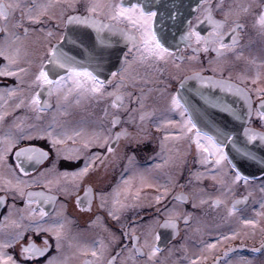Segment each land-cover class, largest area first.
I'll list each match as a JSON object with an SVG mask.
<instances>
[{"label": "snow or ice", "instance_id": "1", "mask_svg": "<svg viewBox=\"0 0 264 264\" xmlns=\"http://www.w3.org/2000/svg\"><path fill=\"white\" fill-rule=\"evenodd\" d=\"M184 7L185 0H0V57L5 61L0 66V76L15 77L17 81L14 87L0 89V101H4V104H0V122L7 115L3 107L12 98L18 101L16 108L27 107L35 114L36 121L41 120V113L51 110L49 100H42L40 91L25 95V85L30 90H43L49 98L56 101V113L48 124L38 126L21 120L19 123L14 122L0 134V167L7 169V174L0 173V191L12 194L14 200L22 198L24 204L22 208L15 203L8 205V212L0 222V264H28L29 261H38L46 256L52 247L49 239L45 237L42 244L37 245L33 237L28 235L29 232L36 235L47 233L55 241L56 255L48 256L44 264H70L71 258L76 255L86 257L82 264H156L157 255L161 252V234L157 229H171L172 237L175 238L179 233V222L183 220L187 226L192 213L179 211L176 207L166 209L163 220H153L142 237L136 234L134 224L131 232L128 225L120 224L123 239L130 241L131 246L121 244L119 248H114L121 237L113 232H109L107 241L100 239L89 246L81 243L76 236L69 235L63 217L64 206L57 209L56 196L51 194L53 187L68 194L69 189L65 186L68 182L73 187H79V183L89 175L100 159V153H93L91 156L86 154L93 146L106 148V155H114L122 139L129 144L140 142L138 134L130 133L126 127L114 130L121 124H134L140 128L151 120L158 111L146 103L148 94L153 91L165 96V114L179 115V120L164 115L156 124L157 131H165L161 151H165L170 139L186 140L189 147L194 144L196 162L201 165L202 171L194 172L192 176L197 182L209 179L214 187V192H206L201 187L194 188L190 195L177 193L174 199L182 204L191 198L193 208L209 205L212 209H219L223 206L222 223L230 225L236 221V226L229 228L227 233L216 230L214 242L202 239L199 242L202 245L201 255L196 256V259H185H189V264H198L207 260L204 253L211 254L221 243L230 240L239 239L241 244L238 247H247L244 241L254 239L257 233L262 236L259 247L253 246L250 251L264 253V156L259 159L257 157V151L264 152V71L260 70L264 68V60L257 65L254 75L238 74L236 80L239 82L233 80L231 71L227 77L223 75L233 63L228 59L229 56L236 61L243 59L248 64H256L255 58L244 56L241 40L249 27L264 39V0H259L258 3L233 0L227 7L224 0H216L215 6L213 0H197L194 8L188 5L189 11H183ZM17 12L20 13L19 19L15 18ZM217 12L222 18H216ZM52 20H56L66 30L60 33L55 44L50 43L55 35L50 29L45 31L43 27L37 29L28 26ZM205 24L207 29L202 27ZM69 29L76 32L92 29L95 32L96 38L89 40L84 59H78L77 55L65 51L62 42ZM104 33L121 37L128 51L124 53L120 67L102 78L105 72V49L99 45L105 43ZM41 38L45 50L39 56V63H35L32 58L35 54L34 46L41 43ZM188 52L191 55H185ZM210 52L215 53L208 60L213 75L204 76L202 73L205 69H197L195 65L200 62L201 53L207 57ZM130 55L131 59H128ZM185 61L191 68V75L180 80L181 88L186 80L197 81L196 94L205 104L222 107V110L240 121L243 125L242 133L234 134L211 122L202 125V108L183 96L181 88L173 93H167V86L148 88L147 92L144 90L148 84L163 82L150 73L139 72L138 68L162 72L160 65H171L180 70ZM34 64L35 71L32 70ZM29 77L30 79H26ZM138 85V92L129 91L136 89ZM205 89H219L221 93L230 94L236 98V104L241 105L242 102V106L221 105ZM93 101L106 102L101 119L110 117L108 127L101 125L99 129L89 131L84 127L83 121L74 125L70 121L57 119V114L68 115L67 108L72 103L76 107H82L86 102ZM133 104L138 107H131ZM125 114L126 119L122 118ZM254 120L259 121L258 128L252 127ZM169 129L176 131L173 133ZM45 138L58 157L63 154L65 159L71 161L79 160L83 155V166L71 173H57L52 178L46 175L52 169H46L39 172L38 176L24 179L23 177L28 176L25 164L42 165L49 158V153L31 144L21 147V142ZM69 141L72 144L79 141L81 147H66ZM229 145L232 151L228 150ZM13 152L16 161L14 167L7 162L9 154ZM238 159L258 163L260 175L245 174L237 163ZM164 163L167 164L168 160H164ZM16 169L22 175H18ZM133 179L134 177L122 179L123 188L117 185L111 193L99 194L101 207L111 197L108 215L118 224L121 213L133 206L127 202L129 197L134 201L139 199V191L132 193ZM139 180L142 186H154L147 184L144 175H140ZM40 183L49 189L48 193L29 190ZM241 184L247 195L235 198L236 190ZM256 189L261 193L258 199L254 196ZM167 192L165 187L163 194L155 197L156 202L159 203ZM90 193L91 189L85 188V196H90ZM4 200V197H0V204ZM249 200L253 205H259L258 208H253L254 216L251 218L244 215ZM49 203L53 206L52 213L42 206ZM76 203L81 211H91L90 199L87 208L79 196ZM240 205L245 207L241 208ZM195 231L201 234L207 231L209 235L213 233V229L207 224L198 226ZM26 236L27 241L24 242ZM17 245L19 259L8 251ZM65 246L74 251L70 255L65 253ZM181 248L184 246L181 245ZM234 251L231 246L226 248L225 257ZM240 260L242 264H257L258 258L241 257ZM219 261L220 257L217 256V264ZM228 264L234 262L228 261ZM258 264H264V259H259Z\"/></svg>", "mask_w": 264, "mask_h": 264}, {"label": "flooded vegetation", "instance_id": "2", "mask_svg": "<svg viewBox=\"0 0 264 264\" xmlns=\"http://www.w3.org/2000/svg\"><path fill=\"white\" fill-rule=\"evenodd\" d=\"M30 2V0H29ZM233 0H224L225 7H227ZM242 2H252L258 3L259 0H242ZM197 0H185V7L183 11H189L188 5L195 7ZM216 0H213V6H215ZM82 11V6L81 9ZM57 15H59V9L56 10ZM16 19L20 18V13L17 12ZM216 18L220 19L221 14L217 12ZM251 20V17H249ZM29 27L41 28L43 27L45 31L51 30L55 33L54 37L51 38L50 43L55 44L59 38L60 33L65 32L63 25H59L56 20L46 22L40 25H28ZM207 29V25L202 26ZM70 30V29H69ZM68 30V31H69ZM22 31V30H21ZM67 31V32H68ZM72 31V30H71ZM76 33V31H72ZM80 36H87L89 40H95L96 34L92 29H83L79 32ZM77 34V33H76ZM106 38L103 45L105 50L103 52V57L105 61V72L102 78L110 75L111 71H115L120 67L121 59L124 57V53L128 51L125 44L122 42L121 37L118 35H112L111 33H104ZM241 47L246 58H255L256 64H248L246 60L236 61L234 57L229 56V60L233 61L232 65L229 67L228 71L224 72V76L227 77L229 71L232 73L233 80H236L238 74L246 73L248 75H254L257 70V65L264 60V39L256 34L250 27L243 33V38L241 40ZM68 48L65 50L67 51ZM43 38H41V43L34 46L33 60L35 63H39V56L44 51ZM69 50V49H68ZM81 51H84L81 49ZM88 51V48L86 52ZM185 55H191L190 52L185 53ZM215 56V53L210 52L207 57L203 53L200 55V62L195 65L198 69L203 67L205 71L202 73L204 76H212L211 66L208 64V60ZM131 59V55L128 57ZM5 63L2 57H0V66ZM163 69L162 72L149 70L146 68H138L137 70L141 73H150L154 78L162 81L159 84H148L145 86L144 90L147 92L148 88H165L167 86V93L176 92L177 88H181L180 80L184 79L185 76L191 75V68L187 61L182 65L180 70L175 69L171 65L165 66L160 65ZM33 71H35V64L33 65ZM264 71V68L260 69ZM219 76V73L216 74ZM26 79H30L26 78ZM17 81L15 77H3L0 76V88L14 87ZM243 86V85H241ZM198 87L197 81L189 79L185 81L184 86L181 88V94L192 100L193 104L197 107L202 108L203 116L200 118V122L203 125L205 122H211L217 127L230 131L232 133L242 132L243 125L240 121L234 119V117L227 111L222 110V107H213L204 103V101L196 94L195 90ZM111 90V88H109ZM35 91L41 92L42 100H49L50 109L45 113H41V120H35V114L30 111L27 107L16 108L15 105L18 101L15 98L8 100L7 109L3 110L7 113L4 120L0 122V134L6 131L14 122L19 123L23 120L25 123H36L38 126H44L48 124L53 114L56 113V101L54 98H49L43 90L39 89H28L25 85V95L29 93H34ZM129 91L138 92L139 85L136 89H129ZM207 93H210L213 100H217L221 105L230 104L233 107H241V105L236 104V98L227 93H221L219 89H205ZM7 100V97L5 98ZM106 102L96 103L95 101L91 103H85L82 107H76L74 103L67 108L68 115L62 116L57 114V119L67 120L72 122L74 125L77 122L83 121L84 127L91 131L92 129H99L101 125L108 127V120L101 119L104 116L103 109ZM147 105L149 107H155L158 109L156 115L137 128L134 124H121L114 131H119L121 127H126L128 131L134 135L140 137L139 143L129 144L125 140H121L117 151L114 155H106V148L101 149L99 147L93 146L88 149L86 154L91 156L93 153H100V159L96 161V166L90 170L89 175L79 183V187H73L71 182H68L65 186L69 189L68 194L57 191L53 187L51 194L56 196V208L60 209L61 205L63 208V217L65 222L66 230L70 236H76L81 243L92 245L96 236L107 241L109 232L116 233L121 237L120 242L114 246V248H119L121 244L130 245V241L123 239V231L120 228V224L128 225L129 232H131V226L134 224L136 226V234L142 237V234L148 229L153 220L159 219L163 220L166 209H172L176 207L177 210L183 211L185 213H192V219L186 226L181 220L179 222V233L173 238L171 229H157L161 234V239L159 241V246L161 252L158 253L156 264H189V257L192 260L196 259V256L201 255L200 248L202 245L199 243L202 239L212 243L215 241V231L218 230L223 233H227L229 228L236 226V221L234 220L232 224L225 225L221 221V217L224 215V208L221 206L219 209H212L209 205H204L203 207L193 208L192 200L189 198L184 203L177 202L174 197L177 193H187L191 194L194 188H204L206 192H214L213 182L209 179H204L202 182H197L192 173L197 171H202L201 165L196 162L195 156V145L189 147V142L186 140H172L167 142V148L164 152L161 151V141L165 135L164 129L157 131L156 124L159 120L167 115L170 119L179 120V115L175 113H164L163 109L165 107V96H162L159 92L153 91L148 94ZM131 107H138V105L133 104ZM126 119V114L122 117ZM252 127H259V121L254 120ZM142 129V131H141ZM236 129V130H233ZM171 132H175V129H169ZM34 145L40 149H43L49 153V158L45 160L42 165L31 166L25 164L28 176L23 177L24 179H31L32 177L38 176L39 172L45 171L46 169H52L51 172L46 173L49 178L54 177L60 172H73L78 168L82 167L84 164L83 155L79 160H67L64 155L61 154L59 157L57 153L52 149L49 141L45 139H33L30 141L21 142L20 146L24 147L27 145ZM258 144V142H257ZM127 145V146H126ZM230 146V145H229ZM66 147L79 148L81 147L80 142L72 144L71 141L68 142ZM126 149L132 150L134 152V158L127 160L124 157ZM264 156V152H259L258 159ZM164 160H168L165 164ZM103 161V162H101ZM241 161V160H237ZM8 164L15 165V153H10L8 156ZM160 165V167H156ZM260 165L255 162H247V171L245 174H255L260 175L259 171ZM18 175H22L19 169L15 170ZM149 178L152 177L154 181L147 182L148 185L154 186H142L141 182H137V178L132 180V193L139 191V199L132 200L129 197L127 201L130 205L124 212L121 213V219L119 224L117 221L113 220L109 215L108 211L111 208V197H108L107 202L104 207H101V200L99 194L101 193H111L113 188L120 185L121 188L124 185L121 183L122 179H128L129 177L140 176L142 172ZM0 173L7 174V169L0 167ZM191 181V183H189ZM136 185V186H135ZM168 189L167 194L164 198L157 203L155 197L157 195L163 194L164 188ZM85 188H90V196H85ZM136 188V189H134ZM30 191L34 192H45L48 193L49 189L46 188L43 183L36 184L32 186ZM242 195H247L243 185L236 190L235 198H239ZM79 196L83 202L85 208L88 206L89 199L91 200V211H81L77 207L76 198ZM255 198H259L261 193L256 189L254 193ZM0 197H4V203L0 204V222L3 221V217L8 212V205L15 203L17 207H23V199L16 198L13 199L12 194L0 191ZM198 202V201H197ZM45 210L49 213L53 212V206L51 203L47 205H42ZM34 207H36L34 205ZM239 207L244 208V205ZM259 205H253L252 201L249 200L247 210L244 212L246 217H253V208H258ZM39 209L37 208V211ZM207 224L210 229H213L212 235H209L207 231L203 234L198 233L195 229L198 226ZM219 225L217 229L216 226ZM28 235L33 237V240L37 245H41L45 237L49 239L52 245L46 256L41 257L38 261H29L28 264H44V261L48 256L56 255L55 241L48 236L47 233H40L36 235L34 232H29ZM262 238L260 233H257L254 239H247L244 244L247 247H238L241 244V240H230L226 243H221L211 254L204 253L207 255V260L198 262V264H217L216 257H220L219 264H228V261H233L234 264H242L240 260L241 257L252 259L257 257L259 259H264V253H252L250 251L251 247H259V241ZM27 241V236L25 241ZM181 245L184 248H181ZM235 249L234 252L228 254L227 257L224 255V250L228 247ZM186 249V251L184 250ZM171 250V252L169 251ZM10 254H14L19 259V246L16 248L8 250ZM65 253L71 254L74 249L69 250L65 246ZM113 254L115 252L113 251ZM83 255H76L71 258L70 264H82L85 259ZM89 259L91 257H88ZM257 260V264H258Z\"/></svg>", "mask_w": 264, "mask_h": 264}, {"label": "water", "instance_id": "3", "mask_svg": "<svg viewBox=\"0 0 264 264\" xmlns=\"http://www.w3.org/2000/svg\"><path fill=\"white\" fill-rule=\"evenodd\" d=\"M77 33V34H76ZM72 33L71 29L67 32L65 40L62 42L64 44V48H68L67 51L70 52L72 55H77L78 59H84V57L87 55V48L89 47V42H87L88 37L87 36H80L79 32ZM83 49L84 51H81ZM66 51V50H65ZM236 130V129H233ZM240 132H235L234 134H239ZM240 139H243L242 136H240ZM229 151H232L231 146L228 148ZM259 152L257 151V157L259 156ZM238 165L241 167L242 171L246 173L247 169V162L246 161H237Z\"/></svg>", "mask_w": 264, "mask_h": 264}, {"label": "rangeland", "instance_id": "4", "mask_svg": "<svg viewBox=\"0 0 264 264\" xmlns=\"http://www.w3.org/2000/svg\"><path fill=\"white\" fill-rule=\"evenodd\" d=\"M0 89H5V88H0ZM6 98V97H5ZM0 104H4V101H0ZM7 109V104L6 105H4V107H3V110H6ZM3 134V133H2ZM134 152L132 151V150H129V149H126V153H125V155H124V157H126V159L129 161V157H131V158H134ZM143 173H145V171H143L142 172V174L141 175H144ZM145 177H146V181L147 182H150L151 183V181H154L153 179H152V177L151 178H149L147 175H144ZM134 178H137L138 180H137V182H140V180H139V176L137 175V176H134ZM136 186V185H135ZM134 189H136V188H134ZM101 238H99L98 236H96L95 237V239H94V241H98V240H100Z\"/></svg>", "mask_w": 264, "mask_h": 264}]
</instances>
